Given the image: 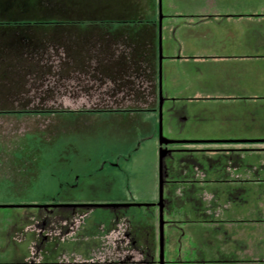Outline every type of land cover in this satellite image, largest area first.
<instances>
[{"label":"rangeland","instance_id":"374dc122","mask_svg":"<svg viewBox=\"0 0 264 264\" xmlns=\"http://www.w3.org/2000/svg\"><path fill=\"white\" fill-rule=\"evenodd\" d=\"M194 2L159 0L154 21H136L159 35L161 22L162 79L154 94L144 72L123 104L161 87V106L73 112L105 121L78 146L100 171L88 182L9 175L16 137L71 111L0 110V264H161V202L164 264H264V0ZM58 139L38 138L39 157L63 152ZM61 190L81 196L50 198Z\"/></svg>","mask_w":264,"mask_h":264},{"label":"crops","instance_id":"0c3cea01","mask_svg":"<svg viewBox=\"0 0 264 264\" xmlns=\"http://www.w3.org/2000/svg\"><path fill=\"white\" fill-rule=\"evenodd\" d=\"M194 4L174 8L194 12ZM158 14L159 0H0V110L71 111L60 114L50 130L16 137L18 165L5 167L9 175L58 176L60 184L70 185L99 174L90 169L92 160L80 157L78 146L87 143L86 127L105 121L73 112L161 106L155 97L138 106L123 104L124 95L138 93L133 80L144 72L154 73L158 92L160 55L153 50L159 26L136 22L154 21ZM103 81L105 88L97 84ZM61 136L67 139L65 150L55 158H40L38 138L51 145ZM72 147L76 153H70ZM20 150L28 153L18 157ZM59 192L50 198L81 196Z\"/></svg>","mask_w":264,"mask_h":264},{"label":"water","instance_id":"95a60500","mask_svg":"<svg viewBox=\"0 0 264 264\" xmlns=\"http://www.w3.org/2000/svg\"><path fill=\"white\" fill-rule=\"evenodd\" d=\"M162 26H161V22H160V35H159V44H160V48H159V52H160V80L162 79ZM161 86V85H160ZM160 102L162 105L163 102V96H162V88L160 87ZM163 143V141H161V144ZM165 155V150L162 149L161 154H160V169H161V200L163 199V181H162V169H163V157ZM160 207H161V264H164V220H163V204L162 202L160 203Z\"/></svg>","mask_w":264,"mask_h":264}]
</instances>
